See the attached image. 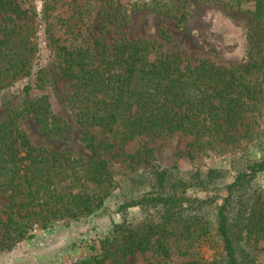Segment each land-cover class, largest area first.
<instances>
[{
    "label": "rangeland",
    "instance_id": "obj_1",
    "mask_svg": "<svg viewBox=\"0 0 264 264\" xmlns=\"http://www.w3.org/2000/svg\"><path fill=\"white\" fill-rule=\"evenodd\" d=\"M16 1L32 14L38 53L31 75L0 83V124L25 101L46 97L54 121L64 130L63 137L41 132L30 115L18 121V128L32 146L44 149L57 164L77 161L79 170V161L104 162L105 184L101 190L105 197L103 206L86 217L52 219L44 228L41 222L34 224L30 239L0 253V264H80L101 254L106 241L110 258L105 264H179L189 258L223 264L215 221L218 208L231 193L227 210L229 222L241 223L232 231L237 234L241 264H264V231L256 235L247 232V220L257 207L256 202H264V170L244 178L242 187L231 193L228 189L238 174L248 173L250 163L264 157V120L258 127L260 138L241 140L239 146L228 145V150L221 149L224 143L204 144L202 139L183 132L121 141L101 128L77 124L68 100L73 90L58 71L60 44L79 45L92 40L109 46L122 41H149L163 54L178 53L191 65L203 60L227 68L245 64L256 25L246 11L250 4L239 10L229 7L226 0H179L186 18L178 24L174 18L149 10L152 0ZM258 30L264 59V24ZM39 70L43 71L40 79ZM83 134L94 138L96 149L85 145ZM107 144L111 150L104 149ZM119 151L124 156L115 157ZM138 153L134 160L125 158ZM161 171L164 175L158 183L155 176ZM172 194L188 200L183 205V219L199 215L198 224L204 230L208 228L209 235L202 233L198 237L196 233L189 245L179 242L180 252L187 248L190 256L180 255L177 242L173 244L175 238L179 241L184 237L175 235L167 240L158 234L153 236L150 249L123 255L118 250L121 245L114 242L121 238L119 230L142 231L147 225H159L164 213L153 204L135 205L136 202L144 197ZM9 203L7 195L0 193L1 222L6 221ZM254 218H259L258 214Z\"/></svg>",
    "mask_w": 264,
    "mask_h": 264
},
{
    "label": "trees",
    "instance_id": "obj_2",
    "mask_svg": "<svg viewBox=\"0 0 264 264\" xmlns=\"http://www.w3.org/2000/svg\"><path fill=\"white\" fill-rule=\"evenodd\" d=\"M225 3L239 10L250 4L246 11L256 25L245 64L227 68L203 60L191 65L180 54H163L145 40L122 41L113 46L97 40L79 45L60 44L59 76L73 90L68 100L77 124L101 128L121 141L183 132L202 139L204 144L224 143L223 150H228V145L239 146L241 140L260 138L258 127L260 120H264V59L258 28L264 24V0ZM150 5L149 10L174 18L178 24L186 18L179 0H152ZM31 18L32 14L20 2L0 0V83L33 73L38 49ZM37 74L40 79L43 71ZM28 89L27 86L25 91ZM25 115L33 117L44 134L59 138L64 134L62 126L54 121L46 97L25 101L0 124V193L6 194L10 202L5 210L6 221H0V253L30 239L34 224L41 222L44 228L52 219L86 217L103 206L105 197L101 190L105 184L104 162L79 161V170L77 161L57 164L44 149L32 146L18 128V121ZM82 141L91 150L97 148L90 135L83 134ZM111 147L107 144L104 149ZM114 156H124L123 151ZM137 156L139 153L125 158L134 160ZM246 169L248 173L234 178L228 187L230 193L242 187L244 178L264 170V157ZM163 175V171L156 173L158 183ZM231 194L217 210L214 231L221 244L223 264H241L235 242L237 234L232 232L241 223L229 222L227 210ZM185 202L188 200L177 194L144 197L136 202L135 205L153 204L164 213L159 225H147L142 231L120 229L121 238L114 240L121 245L118 250L123 255L134 254L150 249L155 234L167 240L179 235L184 239L175 238L173 244L177 242L180 255L190 256L187 248L180 252L179 242L189 245L196 233L200 237L202 233L209 235L210 230L199 226V215L183 219ZM256 204L247 220V232L254 235L264 231V202ZM257 214L259 218H254ZM107 246L108 241L101 254L80 264H105L110 258ZM179 264L210 263L189 258Z\"/></svg>",
    "mask_w": 264,
    "mask_h": 264
}]
</instances>
